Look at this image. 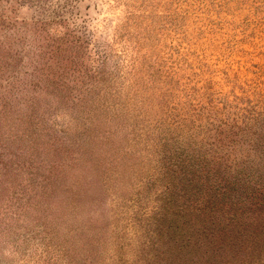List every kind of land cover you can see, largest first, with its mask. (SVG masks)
I'll return each mask as SVG.
<instances>
[{"label": "rangeland", "instance_id": "obj_1", "mask_svg": "<svg viewBox=\"0 0 264 264\" xmlns=\"http://www.w3.org/2000/svg\"><path fill=\"white\" fill-rule=\"evenodd\" d=\"M0 264H264V0H0Z\"/></svg>", "mask_w": 264, "mask_h": 264}]
</instances>
